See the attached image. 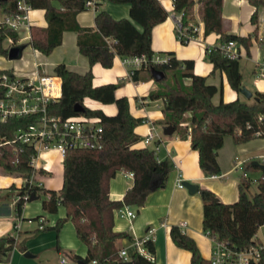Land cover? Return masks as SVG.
<instances>
[{
    "label": "trees",
    "instance_id": "obj_1",
    "mask_svg": "<svg viewBox=\"0 0 264 264\" xmlns=\"http://www.w3.org/2000/svg\"><path fill=\"white\" fill-rule=\"evenodd\" d=\"M7 0L0 2V18L3 15L19 12L17 2ZM116 4H128L129 18L114 19L106 11H98L95 16V29L82 28L76 22V15L85 10V0H24L30 9L44 12L46 28L30 27L29 45L43 55H49L61 44L64 31L77 34L79 52L84 55L89 65L98 63L103 68H110L115 56L121 58L144 55L146 66L133 71L130 76L133 82L153 80L156 89L148 99H162L164 125L173 127L179 139L189 138L191 147L198 152V163L205 176L220 175L217 152L223 146L226 136H230L237 145L252 139H264V93L255 92L257 100L251 102L238 99L218 104L212 102L217 88L206 83V78L193 73L192 60H179L173 52H159L167 56L166 63L152 62L154 54L151 49V32L153 27L165 21L166 10L158 0H103ZM204 24V35L215 33L219 43L235 41L247 50L251 46L252 36L231 34L222 16L223 0H198ZM254 7L251 22L257 23L258 9L264 7V0H248ZM195 0H172L173 12L180 16L182 28L191 34L188 26ZM98 3L96 4V6ZM177 36V34H176ZM256 36V33L253 35ZM10 39L16 45L18 33L0 29V56H7L4 40ZM181 43L186 44L183 40ZM19 46H24L23 44ZM205 58L212 64L213 70L224 71L230 87L239 91L241 74L239 59H229L218 44L205 48ZM10 70H0L9 73ZM53 74L61 79L60 97L48 104L51 115L62 118L84 115L101 119L103 129L101 148L73 149L65 154L63 182L60 190H49L28 184L16 186L11 184L0 188V198L16 199L15 214L21 216L25 195L43 194L42 209L56 214L62 206L65 217L59 218L54 226L44 227L58 234L63 223L71 221L77 238L86 246V255H74L71 259L76 264H119L118 257L122 239H129L126 232L114 231V211L123 206L135 207L136 211L145 204L147 196L165 186L169 173L167 161L158 160L155 151L149 148H135L140 137L134 132L136 126L144 122L129 112L126 97L116 98L114 92L117 84H104L94 87L90 70L83 74L71 71L64 64H58ZM157 74L161 78L157 79ZM91 99L102 104H114L115 115H105L99 109H90L83 105L84 99ZM76 104L83 106L84 111L76 113ZM189 113V117L185 114ZM33 122L31 117L11 118L0 122V172L7 177L29 178L32 169L28 165L33 154L32 148L18 144H1L11 140L14 132L25 128ZM188 124L187 126H183ZM257 133H259L257 135ZM21 149V150H19ZM253 172L259 171L256 166H248ZM133 175V185L126 191L122 200L109 198V181L120 171ZM40 169L35 179L44 175ZM256 192L251 193L252 183L240 180L238 198L231 204L214 202L215 195L207 189H200L203 202V231L208 238L225 243L236 250H243L257 245L254 238L259 227L264 224V172L256 184ZM173 242L190 252L189 264H210L205 259L195 241L180 230L178 226L170 228ZM16 239L10 235L0 237V254L11 251ZM149 252L154 253L152 241L145 242ZM21 251L25 247L20 245ZM132 264H155L139 254L131 255ZM253 264H264V249L260 258Z\"/></svg>",
    "mask_w": 264,
    "mask_h": 264
},
{
    "label": "crops",
    "instance_id": "obj_2",
    "mask_svg": "<svg viewBox=\"0 0 264 264\" xmlns=\"http://www.w3.org/2000/svg\"><path fill=\"white\" fill-rule=\"evenodd\" d=\"M158 1L166 10L168 16L165 21L152 29L151 49L153 52H173L179 60H192L194 62L193 73L205 77L207 84L217 88V92L211 99L214 104H218L220 101L229 102L236 99L244 101L245 97L239 91L229 87L224 71L213 70L212 64L203 60L205 48L218 44L219 36L215 33L204 35L201 42L191 41L202 48L200 52L196 51L195 54L183 52L184 50L180 49L173 40V33L176 32V15L173 12L172 0ZM129 8L128 4H116L99 0L96 9H85L79 12L76 15V22L82 28L95 29L94 20L98 11L103 10L114 19H122L129 18ZM253 11L254 7L249 4L248 0H223L222 16L229 33L243 37L252 36L251 46L248 50L239 45L240 57L238 64L240 74L243 76L240 61L244 59L250 62L252 72L257 77L254 70L255 62L264 59V51H261V45L264 44V7L258 9L256 24L251 22ZM27 17L29 28L31 26L46 28L47 22L42 10L29 9ZM255 33L256 36H253ZM30 37V29L21 30L18 34L16 45H27ZM12 46L15 45H12L10 39L6 38L3 42V47L8 50ZM251 49L256 50L254 59L250 55ZM32 50L34 52L33 63L27 70H23L21 76H28L36 72L53 74L56 65L64 64L67 69L80 74L90 70L94 87L119 83L114 92L115 97H126L130 114L135 118L144 119V122L134 129V132L140 137V141L134 147L153 149L158 160L167 161L169 164V173L165 186L151 192L147 196L144 206L138 211H136L135 207L130 206L135 213L134 218L119 217L114 211V231L126 232L129 235V239L121 240L120 250H126L127 254L131 256L134 253V241L144 240L149 237L154 244V253L152 254L155 264H189L190 252L178 247L170 236V228L172 226L179 227L180 224H184V227H179L180 230L193 238L201 255L205 259H209L212 243L203 231V202L200 196V189L210 190L215 195V198L222 203L231 204L235 202L238 198L240 180L230 177L234 172L233 160L236 157L239 158V155L249 153L247 146L249 141L237 145L230 136H226L223 146L217 152L220 175L205 176L199 167L198 152L191 147L189 138L179 139L174 129L171 134L164 133L165 128L170 125L160 123L164 118L162 113L163 100H150L147 98L149 93L155 90L156 86L153 82H133L129 75V66L123 63V58L115 56L110 68H103L98 63L90 66L87 58L79 52L77 34L73 31H64L61 44L55 47L49 55H43L33 48ZM0 70L14 72L11 68L1 65ZM14 73L16 74V72ZM87 101H91L89 106L91 105L92 108L90 109H99L105 115L112 116L117 112L114 104H102L86 98L83 101L84 106L87 105ZM189 116V113L185 114V117ZM187 125L184 124L183 126ZM150 131H152L154 137L145 144L144 140ZM252 156L254 155H248L245 159ZM42 159L46 161L44 162ZM50 159L54 162H50ZM57 159L58 154L55 151L44 152L39 157L38 164L45 173L37 178L41 183V187H47L49 190L55 191L61 189L63 166L57 163ZM178 174L181 175L182 182L187 181L195 184L197 191L190 194L186 188H179L176 185ZM254 174L259 173L257 171ZM17 179L5 176L0 188H6L12 183L16 186H21ZM132 185L133 177L129 175V172L118 171L109 181V198L114 201L122 200L124 194ZM1 194L3 193H0V196ZM35 197L36 201L38 195ZM45 197L47 198V196ZM11 198L10 200H2L0 198V237L15 234L16 244L11 251L3 255L0 254V264H50L47 258L44 261L41 260L45 251L55 252L56 254L62 253L74 264L76 263L71 259L72 256L84 257L86 255V246L77 238L71 221L63 223L58 234L51 229L39 230L41 219L44 221V227H52L59 218H64V207L60 206L56 214H50L42 209L41 202L27 200L23 203L21 216L17 217L15 214L16 199L14 197ZM15 223L18 226L16 231L14 230ZM255 237L257 236L255 235ZM257 239L259 238L257 237ZM20 244L25 247V250L21 251V253L23 255L25 253L29 254V256L24 255L26 257L24 259L16 253L15 248ZM2 256H8L9 262L2 261ZM59 263L62 264L60 261Z\"/></svg>",
    "mask_w": 264,
    "mask_h": 264
},
{
    "label": "built area",
    "instance_id": "obj_3",
    "mask_svg": "<svg viewBox=\"0 0 264 264\" xmlns=\"http://www.w3.org/2000/svg\"><path fill=\"white\" fill-rule=\"evenodd\" d=\"M98 1L85 0L84 6L86 9H96ZM17 6L19 12L1 16L0 29L6 28L18 34L23 29H30L27 17V12L30 7L24 0H19ZM200 6L199 1L195 0L188 24L192 30L191 34L186 33L185 29L182 28L180 16L176 15L175 30L179 40H183L185 43L202 41L204 24ZM239 45L235 41L218 43L219 48L229 59H239ZM151 60L155 63H166L168 58L165 55L154 53ZM123 63L129 66V75L131 76L134 70L146 66L147 59L144 55L125 57L123 58ZM254 70L258 78L264 79V59L255 62ZM60 95L61 79L54 74L44 72H36L28 76H17L14 72L0 74V122H6L11 118H33V122L25 128L16 130L11 140H3L1 143L3 145L18 144L32 148L33 154L28 162L32 172L29 178H24L25 184L29 186L41 187L39 179H35V176L41 169L38 160L42 153L48 151L57 152V161L62 164L65 154L69 150L101 148L103 129L100 118L84 115L62 118L51 115L48 112V104L56 101ZM259 119L264 118L259 117ZM153 137L154 134L150 131L144 143H148ZM252 162L264 165V154L252 156L247 159L234 158L233 170L241 173L240 180H247L252 184H256L262 171H258V176H252L255 172L248 169V166ZM129 175L133 177L130 172ZM176 185L179 188L183 187L180 174H178ZM28 198L29 195L23 197L25 201ZM115 212L119 217H126L128 219L135 217V213L127 205L115 210ZM43 223L44 221L41 219L39 222V230H43ZM179 227H184V224H180ZM261 227L264 228V224L259 228ZM17 229L18 226L15 223L14 230L16 231ZM205 234L208 236V233ZM10 236L16 239L15 234H11ZM254 238L257 239V237ZM147 241H150L149 237L144 240L134 241V253L150 261H154L153 254L145 246V242ZM211 243L210 264H253L259 260L260 250L264 249V241L261 240H259L257 245L243 250H236L225 243L214 240H211ZM118 257L122 259V262L131 261V256L123 249L118 252ZM60 262L65 264L66 260L61 258ZM90 264H95V261H92Z\"/></svg>",
    "mask_w": 264,
    "mask_h": 264
},
{
    "label": "rangeland",
    "instance_id": "obj_4",
    "mask_svg": "<svg viewBox=\"0 0 264 264\" xmlns=\"http://www.w3.org/2000/svg\"><path fill=\"white\" fill-rule=\"evenodd\" d=\"M173 40L176 42L177 46L180 49H183V52L189 53V54H195V52H200L202 50V48L199 45H196L194 43H181L179 41V39L176 36V32L173 33ZM261 51H264V44L261 45ZM250 55L251 58H255L256 57V50L255 49H251L250 50ZM245 56V55H243ZM34 60V52L32 50V48L29 46V44L25 45L24 50L21 54V57L19 59H15V60H9L7 57H0V65L1 66H5L8 68H11L14 72H16L17 76H21V74H23V70H27L29 66H31V64L33 63ZM203 60L205 62H208V60L205 58L204 54H203ZM252 61V60H251ZM240 66L242 69V75L241 76V88H246L247 90L255 93V92H259V93H264V79H260L258 77H256L253 72H252V66L250 64L249 61L242 59L240 61ZM18 68V69H17ZM227 80V77H226ZM149 82H153V84L156 86V83L152 80H148L145 81V83H149ZM227 84L228 80H227ZM157 87V86H156ZM230 87V85H229ZM156 89V88H155ZM244 101L246 102H251L252 99H244ZM89 103H91V101H87V105L86 107L88 108H92L91 105L89 106ZM114 106V105H113ZM160 124V123H157ZM248 149H249V153L247 154H242L239 155V159H245L246 156L248 155H260V154H264V139H260V138H255L249 141L248 143ZM44 162L46 161L45 159H42ZM50 162H54L51 159L49 160ZM56 163V162H55ZM59 168V166H57ZM256 173V172H255ZM259 173V172H258ZM53 175V174H52ZM259 174H252V176H258ZM5 177V175L0 172V185L3 184V178ZM231 178L233 179H241V173L240 172H236L234 171L231 176ZM17 180H19V184L20 185H24V179L23 178H18ZM46 185V184H45ZM45 188V187H43ZM45 189H48L47 187ZM251 193H255L256 192V186L254 184H252V187L250 188ZM45 199V196L43 194L38 195L37 200L32 201V202H42ZM256 236L264 241V228H259L256 232ZM21 245V244H20ZM20 245H18L15 249H16V253L18 254V256H20L21 258H26L23 253H21V249H20ZM43 257H41V260L44 261V259H48L50 264H54V263H59L61 258H64L66 260L65 264H74L70 259H68L67 257H65L64 254L60 253V254H56L45 251L43 254ZM41 255V256H42ZM39 260H40V256H39ZM2 261H8L9 262V257L6 256H2Z\"/></svg>",
    "mask_w": 264,
    "mask_h": 264
},
{
    "label": "water",
    "instance_id": "obj_5",
    "mask_svg": "<svg viewBox=\"0 0 264 264\" xmlns=\"http://www.w3.org/2000/svg\"><path fill=\"white\" fill-rule=\"evenodd\" d=\"M4 1H7V0H0V2H4ZM24 49V46H19V45H15V46H12L10 47L8 50H7V58L9 60H15V59H19L21 57V53H22V50ZM157 79H160L161 78V74H157ZM239 93L242 94L246 99H253V100H257V97L254 95L253 92L247 90L246 88H240L239 90ZM75 112L76 113H81L84 111V108L82 105L80 104H76L75 108H74ZM173 132V127L172 126H167L164 130V133L165 134H171ZM252 166H256L259 170H261L262 172H264V165H261V164H258L257 162H252L251 164ZM182 186L184 188L187 189V191L190 193V194H193L197 191V186L195 184H191L187 181H183L182 182ZM35 195L34 194H31L28 198V201H33L35 200ZM219 200L217 198H214V202H218ZM25 256H29L28 253H25L24 254ZM119 264H132L131 261H126V262H121Z\"/></svg>",
    "mask_w": 264,
    "mask_h": 264
},
{
    "label": "bare ground",
    "instance_id": "obj_6",
    "mask_svg": "<svg viewBox=\"0 0 264 264\" xmlns=\"http://www.w3.org/2000/svg\"><path fill=\"white\" fill-rule=\"evenodd\" d=\"M57 163H58V161H57ZM58 164H60V163H58Z\"/></svg>",
    "mask_w": 264,
    "mask_h": 264
}]
</instances>
